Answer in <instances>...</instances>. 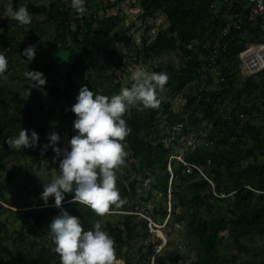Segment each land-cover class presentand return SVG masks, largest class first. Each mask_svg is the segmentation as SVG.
Returning a JSON list of instances; mask_svg holds the SVG:
<instances>
[{
  "label": "trees",
  "instance_id": "1",
  "mask_svg": "<svg viewBox=\"0 0 264 264\" xmlns=\"http://www.w3.org/2000/svg\"><path fill=\"white\" fill-rule=\"evenodd\" d=\"M220 1L139 0V18L146 22V38L133 50L136 60L145 65L165 53H178L181 64L177 69L172 65H161L156 70L165 71L169 76L165 87L158 90H167L166 94L170 90L185 93L187 103L181 117L163 101L162 111L159 106H132L125 113L131 132L125 138L128 156L126 163L118 169L117 186L126 202L118 207L111 205L109 209L121 212L118 222L106 219V213L101 217L88 205L72 201L74 193H68L61 207L29 210L26 219L33 221L34 227L29 228L28 233L23 223L21 230L11 235L7 224L0 222V264H61L54 243L47 241L50 236L48 226L55 216L62 214L61 208L80 217L85 230L101 219L102 226L115 239L116 261L177 264L178 256L173 253H162L153 259L151 243L144 244L151 237V224L137 208L143 199L138 197L140 179L130 180L134 172H143L144 178H154L152 187L158 188L165 200L168 194L171 195L170 209L158 206L156 212L151 215L147 211V215L167 219V224L170 220L175 221L195 238L197 256L191 264H230L243 254H251L252 261L247 264H264V247L257 255L251 250L256 245L254 234L264 236V113L259 119L237 120L241 113L264 112V71L255 76H242L245 78L242 80L238 61V54L248 44L264 43V30L258 27L234 31L230 36L228 60L219 67L221 75L217 83L211 75L205 89L200 91L194 84L197 70L207 66L205 57L208 53L202 49L203 42L208 33L222 27L229 20V12H233ZM125 2L130 0H87L85 13L78 14L69 6V0H45L41 4L32 0H12L13 8L26 3L32 16L46 15L42 23L55 27V35L48 39H43L45 32L35 18L27 25L9 26L8 19L2 18L5 11L0 5V30L3 29L0 31V51L5 53L10 66L0 75V171L9 155V152L3 153V144L11 153L34 165L51 154L49 146L44 148L50 133L74 130L76 114L71 106L82 85L87 84L90 89L109 96L124 87L121 70L127 55L112 51V47L114 40L126 36L131 27L124 28L120 24L123 18L119 13L107 17L105 11ZM100 10H103L102 15ZM158 13L166 16L169 25L151 37L153 25L148 19H155ZM19 28L24 34L30 28L31 44L36 45V52H39L36 66L30 65L33 70H39L47 77L53 66L58 70L63 65L66 67L64 89L61 91L59 86H52L47 105L38 99L23 107L24 95L14 89L20 78L26 89L33 85L26 69L18 71L14 65V57L27 47L21 46L16 38ZM54 78L57 79V75ZM221 78H225V82H221ZM161 113L168 116L169 129L162 125ZM56 116L59 122L54 126ZM186 121L192 129L207 134L200 137L203 143H197L193 150L185 148L186 160L201 166L206 176L197 170L188 173L187 166L176 162L172 163V173L169 171V157L174 151L171 144H180V140L166 145L164 138H170L172 125ZM22 127L29 130V135L32 130L37 131L39 142L21 148L19 152L7 143V139L18 135ZM12 176L14 173L9 174L6 182L0 179V209H5L4 203L17 207L7 200L5 193ZM226 238L236 249L234 257L223 258L220 253L219 247ZM157 240L159 245L163 242L160 238Z\"/></svg>",
  "mask_w": 264,
  "mask_h": 264
},
{
  "label": "clouds",
  "instance_id": "2",
  "mask_svg": "<svg viewBox=\"0 0 264 264\" xmlns=\"http://www.w3.org/2000/svg\"><path fill=\"white\" fill-rule=\"evenodd\" d=\"M86 3L87 0H69V6L78 14L85 13ZM7 12L21 25L31 23L32 13L26 3L9 7ZM23 51L30 61L36 55V45L29 44ZM7 67L8 59L0 51V75ZM26 75L33 81L32 87L47 83V77L39 70H28ZM132 79L131 86L122 87L111 96L96 92L87 84L80 87L71 106L76 114L73 126L78 131L63 148L57 144L61 139L59 133L53 131L49 135L48 144L56 153L54 158H62L59 159L58 175L43 184L41 198L45 206L49 198L54 197L55 205L61 207L65 194L74 193L72 201L88 205L103 217L111 205L118 207L126 202L117 186L118 169L126 163L128 156L125 138L131 132L125 113L137 103L157 106L160 103L158 89L165 87L169 76L165 71L137 69L132 73ZM25 90L29 95L31 87ZM259 113L263 115L262 111ZM261 115L253 119H259ZM186 123L188 127L184 136L188 139L186 132L192 127L188 121ZM201 132L199 138L206 134ZM28 133L29 130L22 127L18 135L8 137L7 143L17 148L35 146L39 142L38 132L32 130L30 135ZM47 146L44 145V148ZM61 212L48 226L61 264H116L115 239L102 226L101 219L95 220L94 226L85 230L80 217L69 214L63 208Z\"/></svg>",
  "mask_w": 264,
  "mask_h": 264
},
{
  "label": "rangeland",
  "instance_id": "3",
  "mask_svg": "<svg viewBox=\"0 0 264 264\" xmlns=\"http://www.w3.org/2000/svg\"><path fill=\"white\" fill-rule=\"evenodd\" d=\"M32 1L36 4H41L45 0ZM105 2H107V0H105ZM0 5H3L5 11L2 15V18L8 19L9 26L16 27L18 21L11 18L7 12V9L9 7H13L12 0H0ZM140 11L139 0H130V2L122 3L118 7L105 11L107 17L117 15L119 13L123 18V21L120 24L123 25L124 28L131 27L126 36H121L120 38L118 37L119 39L117 38L116 40H114L115 44L112 47V51H115L118 54L123 52L125 53V55H127L125 66L121 70L123 71L122 82L124 83V87L131 86V84L133 83L132 73L137 69H143L151 72L156 71L161 65L163 67L172 65L177 69L181 64V57L176 52L165 53L161 58L149 60L145 65L137 62L133 50L135 46H139L142 43L143 38H146V22L139 18V15L141 13ZM102 13L103 10H100L99 14L102 15ZM45 17L46 15L32 16V18H35L36 21L39 22V27L42 29V31L45 32L43 39H48L55 35V27L44 25L42 22L45 20ZM148 23L153 25V28L150 32L151 37H155L160 29H166L169 25L166 16L163 13H158L155 19H148ZM34 24L36 25V23ZM26 32L27 34H24L22 29L19 28L18 32H16L15 34L21 46H28L33 40V37L30 35V28H27ZM38 57L39 52H36L34 59L29 61L27 56L23 52L21 54H17L14 57V65L17 67L18 71H20L21 69H26V72L28 70L31 71L33 70L32 67L36 66L35 62L36 60H38ZM30 65H32V67H30ZM9 68L10 66L8 65L7 69ZM219 73L220 70H213L215 83H217L218 81ZM65 74L66 67L64 65L59 70L57 69V67L53 66L47 74V83L43 86L31 87V92L29 95L25 90V82L20 78V81H18L19 83L14 89L21 91L24 95V103L22 106L26 107L29 101H38V99H41V102L47 105L50 99V97L48 98V96L50 95L52 86L57 85L60 87L61 91H63L66 78ZM54 75H57V79L54 78ZM21 77L23 78V76ZM241 79L245 80V78H243L242 76ZM166 93L167 90H158V98L160 100V103L157 106H159L160 110L162 111L163 103L161 101H163L164 103H168L170 105V109L176 115L181 117L185 109V104L187 103L185 93L175 92L171 90L168 94ZM55 103H57V101ZM134 106L146 108L142 103H137ZM161 117L163 118L162 125L165 128H169L170 121L167 119L168 116L161 113ZM58 122V116L54 117L53 125H58ZM77 131L78 130L76 129H74L72 132L58 131L57 133H59L61 139L57 142V144L61 148L65 147L66 142L73 135H75ZM187 133L188 139L190 141H195V143L200 144L203 143L202 139L199 138V135H202L201 131L197 132L195 130L189 129ZM164 141L166 145H168V141L166 140V138H164ZM48 146L51 154L42 157L41 162L34 165L30 160L21 159L19 158V155L11 153L10 149L8 147H5L4 144L1 146L3 149V153L9 152V155L2 163L4 169L0 171V179L6 182L9 174L14 173V176L9 178L10 184L6 186L5 193L7 200L11 204L14 203L17 207L10 206L4 203L3 206L5 209H0V222L7 224V229L11 235L20 231L23 223L25 225L26 233H28L29 228L34 227V222L26 219V215L29 210L34 208L40 209L47 206H56L55 204H50L54 201V197L49 198V203L47 206H45L44 201L41 198V193L44 190L43 184L50 182L52 178L58 175L59 159L62 158H54L56 157V153L53 151V147L51 144H48ZM13 148L17 149L19 152L22 151L21 148H17L15 145L13 146ZM135 177H138L140 179L137 184L139 193L138 197L140 199H143V202L141 204H138L137 206L138 211L140 212L139 214L146 217L147 219H149V221L152 222V224L150 222L151 237L149 240L144 241L145 245H150V243L152 245L151 249L152 251H154V255L152 256V258L154 259L155 256L162 253H173V256H178L177 264H191V262L194 261L197 256L195 238L189 233L185 232L181 224L176 223L175 221L172 222L170 220L169 224H167V219L161 220L160 216L155 218L153 216L148 217L147 215V211H149L151 215L153 212H156L158 206H161L163 208L167 207L168 209H170L171 195L168 194V197L165 200L163 194L158 190V188L152 187L153 183L155 182L154 178H144L143 172L132 173L130 180L134 179ZM145 199L147 200L145 201ZM131 201L128 202L129 205H132ZM62 204L65 203L62 202ZM120 213L121 212L118 211H108L105 214V218L110 219L114 223H117L119 219L118 217H120ZM225 235L227 236V233ZM254 236L256 240V245H254L255 248H252V245H250V247L252 253L254 252L256 253L255 255H257L258 250L261 247H264V236L259 237L258 233H255ZM159 238L163 240L160 245L157 243L159 242L157 240ZM35 239H38L37 236H35ZM47 241L48 243H54L51 236L47 238ZM219 249L223 258L234 257V254H236V249L234 246H232V241L229 238H226L223 241ZM250 257L251 254H243L241 257L236 258L235 262L231 261L230 264H247L252 261ZM5 262H7V259L5 260ZM116 264L125 263L122 261H116ZM152 264L168 263H157L154 261Z\"/></svg>",
  "mask_w": 264,
  "mask_h": 264
},
{
  "label": "built area",
  "instance_id": "4",
  "mask_svg": "<svg viewBox=\"0 0 264 264\" xmlns=\"http://www.w3.org/2000/svg\"><path fill=\"white\" fill-rule=\"evenodd\" d=\"M220 3L233 12H229L227 16L229 20L222 27L208 33L206 40L202 44V49L206 50L208 55L205 57L207 66H203L197 70V79L194 82L195 88H197L198 85L200 91L208 86L210 76L213 75V70H219L220 66L226 64L230 47V36L234 31H239L243 28L255 30L258 27L264 30V0H221ZM235 8L236 10L234 11ZM238 61L240 74L243 77L255 76L263 72L264 43L248 44V46L238 54ZM219 75H221V72ZM220 81L225 82V78H221ZM260 115L261 113H241L237 117V120L245 122L252 120L254 117H259ZM186 127H188L186 122H178L171 127L170 138L167 140L168 145L169 142L172 143L176 140H180V144H171L174 151L171 152L169 157V171L172 173V163L176 162L187 166L188 173L197 170L203 176H206L201 166L189 163L186 160L185 148H187L186 150L188 151L189 149L193 150L196 146L195 141H190L184 136ZM204 136H206V134H204ZM208 164H211L210 160Z\"/></svg>",
  "mask_w": 264,
  "mask_h": 264
}]
</instances>
